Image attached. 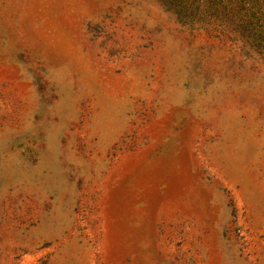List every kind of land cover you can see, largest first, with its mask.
<instances>
[{"label": "rangeland", "instance_id": "obj_1", "mask_svg": "<svg viewBox=\"0 0 264 264\" xmlns=\"http://www.w3.org/2000/svg\"><path fill=\"white\" fill-rule=\"evenodd\" d=\"M0 264H264V0H0Z\"/></svg>", "mask_w": 264, "mask_h": 264}]
</instances>
